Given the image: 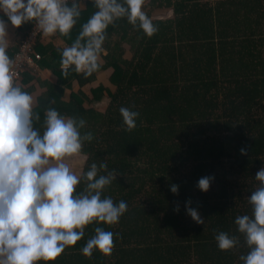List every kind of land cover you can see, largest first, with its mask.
Listing matches in <instances>:
<instances>
[{
  "label": "trees",
  "instance_id": "1",
  "mask_svg": "<svg viewBox=\"0 0 264 264\" xmlns=\"http://www.w3.org/2000/svg\"><path fill=\"white\" fill-rule=\"evenodd\" d=\"M145 2L158 29L152 36L119 18L106 29L99 69L65 75L60 49L96 10L84 0L67 36L39 35L37 69L23 67L16 82L29 93L34 82L44 86L33 107L41 121L49 107L86 121L82 131L93 139L83 144L81 172L103 159L118 175L102 195L127 203L117 223L86 225L83 237L47 264H242L248 251L234 220L251 214L247 196L264 166V0ZM33 24L17 27L10 57ZM44 70L54 83L41 80ZM121 106L139 112L131 131L122 127ZM203 176L213 177L206 192L196 186ZM186 201L204 224L186 213ZM97 226L114 233L112 251L85 256L80 248ZM218 231L238 243L218 249Z\"/></svg>",
  "mask_w": 264,
  "mask_h": 264
},
{
  "label": "clouds",
  "instance_id": "2",
  "mask_svg": "<svg viewBox=\"0 0 264 264\" xmlns=\"http://www.w3.org/2000/svg\"><path fill=\"white\" fill-rule=\"evenodd\" d=\"M96 9L70 45L60 49V67L87 77L100 67L106 29L119 18H126L146 36L158 29L142 10L144 0H89ZM84 0H0V14L12 26L34 22L44 37L67 36L81 15ZM10 40L6 22L0 18V264H45L54 261L66 247L75 245L84 228L93 221L115 224L127 210L124 200L114 202L102 195L116 180L117 169H108L101 159L86 171L74 172L66 162L81 153L83 144L93 139L82 131L86 121L66 116L56 108L44 110L43 120L33 111V97L14 82V58L8 55ZM122 127L131 131L139 112L121 106ZM40 121V127L34 126ZM242 155L246 148L240 149ZM213 177L198 179L197 187L206 192ZM258 186L247 196L251 214L237 215L234 223L248 248L239 259L242 264H264V166L255 174ZM77 185L82 189L77 191ZM173 193L178 185L171 184ZM185 202L186 213L197 224H204L196 208ZM178 211V207L176 209ZM118 235V234H116ZM114 233L103 227L80 248L85 256L93 250L108 255ZM214 239L220 250L238 243L236 235L218 231Z\"/></svg>",
  "mask_w": 264,
  "mask_h": 264
},
{
  "label": "built area",
  "instance_id": "3",
  "mask_svg": "<svg viewBox=\"0 0 264 264\" xmlns=\"http://www.w3.org/2000/svg\"><path fill=\"white\" fill-rule=\"evenodd\" d=\"M39 35L40 34L36 32L35 25L33 24L32 28L20 41L18 45V50L14 55V60H15L14 69L16 73L14 77L15 83L20 78L21 73L23 72V67L28 66L34 71L37 69L36 60L40 59V55L33 52V47L35 46Z\"/></svg>",
  "mask_w": 264,
  "mask_h": 264
},
{
  "label": "crops",
  "instance_id": "4",
  "mask_svg": "<svg viewBox=\"0 0 264 264\" xmlns=\"http://www.w3.org/2000/svg\"><path fill=\"white\" fill-rule=\"evenodd\" d=\"M4 17L7 18L6 16H4ZM4 20L6 22L7 38L10 40V43H9V46H10V44L14 38L17 27L12 26L10 24V22H8L6 19H4ZM49 37L48 38L46 37V39L44 41H47L49 39ZM39 77L43 81H50L53 83L55 82V77L46 70L40 71ZM31 86L33 88H32V91L30 94L33 97V107H35L37 104V97L40 96L45 91V88H44V86H40L38 83H35V82L32 83ZM98 105H100V102L98 103ZM66 162L69 164V166L72 168V170L74 172L80 173L81 169H82L83 162H84V155L79 154V155L73 156V157L69 158Z\"/></svg>",
  "mask_w": 264,
  "mask_h": 264
},
{
  "label": "rangeland",
  "instance_id": "5",
  "mask_svg": "<svg viewBox=\"0 0 264 264\" xmlns=\"http://www.w3.org/2000/svg\"><path fill=\"white\" fill-rule=\"evenodd\" d=\"M107 101H108V99H105L104 102H107ZM102 105L105 107L106 103H102Z\"/></svg>",
  "mask_w": 264,
  "mask_h": 264
}]
</instances>
